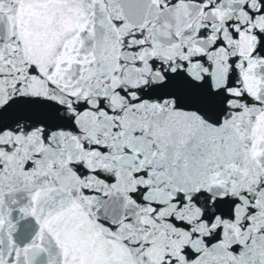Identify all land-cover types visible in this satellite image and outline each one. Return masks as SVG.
Masks as SVG:
<instances>
[{"label": "snow or ice", "instance_id": "snow-or-ice-1", "mask_svg": "<svg viewBox=\"0 0 264 264\" xmlns=\"http://www.w3.org/2000/svg\"><path fill=\"white\" fill-rule=\"evenodd\" d=\"M0 264H264V0H0Z\"/></svg>", "mask_w": 264, "mask_h": 264}]
</instances>
